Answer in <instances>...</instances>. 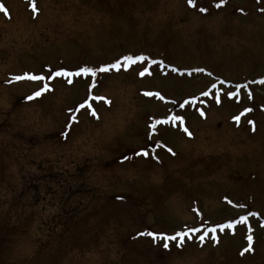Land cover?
<instances>
[{
  "label": "rangeland",
  "instance_id": "374dc122",
  "mask_svg": "<svg viewBox=\"0 0 264 264\" xmlns=\"http://www.w3.org/2000/svg\"><path fill=\"white\" fill-rule=\"evenodd\" d=\"M0 4V264H264V0Z\"/></svg>",
  "mask_w": 264,
  "mask_h": 264
},
{
  "label": "snow or ice",
  "instance_id": "6c2138e0",
  "mask_svg": "<svg viewBox=\"0 0 264 264\" xmlns=\"http://www.w3.org/2000/svg\"><path fill=\"white\" fill-rule=\"evenodd\" d=\"M224 2H225V0H219V3H220V4H223ZM188 3H189V4H194V0H188ZM217 6H219V4H218ZM31 7L33 8L34 11H38V9H36V6H35V0H32ZM0 9H3L5 12H7V9L4 8L3 4H0ZM202 11H207V9H202ZM123 59H124L125 61H127V62L135 63V62H137V61H143V60H145V59H147V58L144 57L143 55H141V56H135V57H133V56H126V57H124ZM152 63H156V61H152ZM119 64H120V62L117 61L115 64H112V65H104V66H102L100 69H95V68H90V67L85 66V67H81L80 69H78V70L75 71V72H71V71H68V70H66V69H60V70H58V71H55L51 76L48 77V79H51L52 76H62V75H63V76H69V77H70V76H73V75L79 76V75H81V74H89V73H90L92 76H95L96 73H97V71H101V72H103V71H108V70H110V69H112V68H116V67H118ZM124 66H125V67H129L130 64L126 63ZM198 71H199V69H198ZM145 73L151 74V73H150V69H149L148 67H145V68H144L139 74H140L141 76H143ZM28 75H29V74H25V76H28ZM22 78H23V77H21V76H17V77H15V79H17V80L22 79ZM30 78L33 79V80H36V79L44 80V79H45L43 76H35V75H32ZM69 83H71V81H69ZM261 83H264V80H261ZM94 84H95V82H93V86H94ZM213 87H215V85H213ZM238 88H239V86H238ZM47 90H49V85H48V84H44L43 88H41V89H39L38 91H36L35 93H33V96L38 97V96H40V95L42 94V92H45V91H47ZM148 95H153V94H152V93H148ZM155 95L159 96L160 94H159V93H155ZM203 95H208V93H203ZM228 95H229V96H236V95H238V92H229ZM249 95H250V94H249ZM29 98L31 99L32 97H29ZM161 99H163V97H161ZM217 102H219V98H218V97H217ZM185 103H188V102L185 101ZM182 106H183V105H182ZM81 107H83V105H81ZM69 111H71V110H69ZM245 111H246V112H247V111H251V109H245ZM93 114L95 115V111H94V110H93ZM71 119H72V120H75L76 117H75V116H72ZM183 119H184V118L181 117V116L173 115V116H171V117H169V118H167V119H165V120H163V121H161V120H157V121H155V122L153 123L152 127L155 128V127H156V124H159V123H167V122H169V120H171V121H177V120L182 121ZM234 119H236L237 121H239L240 117H239V116H236V117H234ZM249 123H253V124H254L253 121H249ZM184 131H185L189 136H191L192 133L187 129V127L184 128ZM168 151L171 152L172 149L169 148ZM141 152H142V154L145 155V156L148 155V151H147V150H143V149H142ZM137 154H140V153H137ZM226 199H227V198H226ZM241 221H245V222H246V221H247V217H246V216H245V217H241ZM234 223H236V222H235V221H230V222H228L227 227L231 228V227L233 226ZM217 227H219L221 230H223V229L225 228V225L221 224V225H218ZM199 231H200L199 228H190V229H188V232H183V231H182V232H178V233H176L175 235H171V236H166V235L163 234V233H155V232H146V233H143V234L150 235V236H152V237H154V238L159 236V237H162V238L165 239V240H176L177 237H179L180 240H181V242H183V239H184V237H185L186 235H188L189 233H196V232H199ZM210 231L213 232V233H215V232H216V228H215V227H214V228H211ZM249 231H251V229H249ZM207 235H208V232H205L203 235L199 236V239H200L201 241H203L204 238H205V236H207ZM215 239H216L217 242H218V237H215ZM247 239H248V241H249V244H248L247 248L244 249V251H249V250L252 249V244H251L252 236L249 235V236L247 237ZM163 246H164L165 248H168V247H169L168 243H166V242L164 243Z\"/></svg>",
  "mask_w": 264,
  "mask_h": 264
}]
</instances>
